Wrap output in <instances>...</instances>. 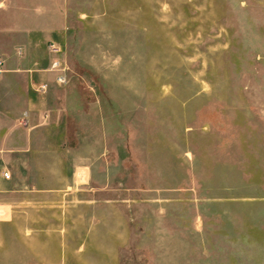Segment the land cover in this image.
Listing matches in <instances>:
<instances>
[{
  "label": "rangeland",
  "instance_id": "374dc122",
  "mask_svg": "<svg viewBox=\"0 0 264 264\" xmlns=\"http://www.w3.org/2000/svg\"><path fill=\"white\" fill-rule=\"evenodd\" d=\"M56 25L69 79L56 85L100 102L91 186L17 208L0 264H264V0H0V56ZM79 142L60 140L70 169Z\"/></svg>",
  "mask_w": 264,
  "mask_h": 264
},
{
  "label": "crops",
  "instance_id": "0c3cea01",
  "mask_svg": "<svg viewBox=\"0 0 264 264\" xmlns=\"http://www.w3.org/2000/svg\"><path fill=\"white\" fill-rule=\"evenodd\" d=\"M62 28L56 25L52 31L39 28L27 29L20 34L23 46L17 48L9 59L0 56V60L5 62V73L0 77V223L2 224L13 220L17 208L29 203H45V194H58L62 189L86 191L91 186L93 154L86 145L93 137L92 112L101 109L100 102L97 100V102L92 101L94 103L91 101L82 103L80 100H73L70 94L75 92L74 87L63 90L58 87L57 74L50 71L56 56L50 53L49 46L46 47L49 54L47 55L43 44L50 45L57 42L59 45H56L61 48L63 39H67V34ZM42 85L48 86L50 90L48 96L39 92ZM55 91H63V98L55 97ZM17 93H19L18 98L15 97ZM98 113L95 115V123L99 125L94 130L99 133V139L104 141L106 139L102 120L104 113L101 110ZM119 113L121 116L122 112ZM47 130L58 131L55 136L50 135L51 139L55 138V148L41 151L37 141L41 139L43 133H47ZM82 138L85 144L82 159L80 162L77 161V164L74 160L70 169V160L66 155L60 154V140H63L62 145L68 150H74ZM105 148L106 144L102 142L96 160L106 158L108 152ZM66 171H71L72 174L67 183H63L66 180L64 178L62 180L56 173ZM5 173H10L11 178L6 179ZM31 173H50L51 179L55 182L46 186L42 182H33L28 178Z\"/></svg>",
  "mask_w": 264,
  "mask_h": 264
},
{
  "label": "built area",
  "instance_id": "2783aa9c",
  "mask_svg": "<svg viewBox=\"0 0 264 264\" xmlns=\"http://www.w3.org/2000/svg\"><path fill=\"white\" fill-rule=\"evenodd\" d=\"M49 51L51 54L55 55L57 58L52 63L51 70L57 74V84L59 86H66L69 83L68 75H67V68H65L64 64L62 63L61 59L59 58L62 54V50L59 46L54 43L49 45ZM5 73V62L0 60V77ZM48 91L47 85H42L39 88V92L46 93ZM5 178L10 179V173H5Z\"/></svg>",
  "mask_w": 264,
  "mask_h": 264
}]
</instances>
